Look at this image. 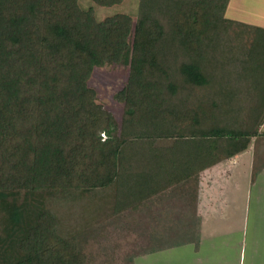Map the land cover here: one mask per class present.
Segmentation results:
<instances>
[{"label":"trees","instance_id":"16d2710c","mask_svg":"<svg viewBox=\"0 0 264 264\" xmlns=\"http://www.w3.org/2000/svg\"><path fill=\"white\" fill-rule=\"evenodd\" d=\"M227 2L139 0L135 18L97 20L77 0H0V264H89L61 227L79 208L139 210L140 255L172 246L197 223L164 208L190 211L201 171L252 146L256 178L264 29L220 17ZM110 65L128 69L120 126L88 84Z\"/></svg>","mask_w":264,"mask_h":264},{"label":"crops","instance_id":"0c3cea01","mask_svg":"<svg viewBox=\"0 0 264 264\" xmlns=\"http://www.w3.org/2000/svg\"><path fill=\"white\" fill-rule=\"evenodd\" d=\"M223 16L264 29V0H228ZM248 151L250 161L242 157ZM252 160L250 146L244 152L201 171L194 203L191 201L192 205H189L191 210L187 212L181 206L164 208L166 212L183 211L182 216L195 219L197 224L194 228L187 229L189 238L179 239L172 246L145 256L157 255L156 264H264V167L252 181ZM237 173L240 177L234 179L235 182L233 178ZM223 183L229 184L231 189L226 191ZM240 186L245 188L241 205L238 196ZM180 199L182 197L179 196ZM182 202L185 203L184 200ZM233 212L242 213L240 225L228 226L227 229L207 227L210 218L234 217ZM218 213L221 216H214Z\"/></svg>","mask_w":264,"mask_h":264},{"label":"rangeland","instance_id":"374dc122","mask_svg":"<svg viewBox=\"0 0 264 264\" xmlns=\"http://www.w3.org/2000/svg\"><path fill=\"white\" fill-rule=\"evenodd\" d=\"M77 1L81 8L85 10L91 8L97 20H103L106 17L119 13L127 14L135 18L139 0H124L121 4L111 7H100L91 0ZM220 17H224L222 11L220 12ZM215 57L218 58L215 54L212 59H215ZM218 67L226 68L227 66L220 62ZM127 76L128 69L126 67L110 65L103 68H96L88 82L89 86L95 88L97 91L99 103L112 113L118 126H120L123 117V105L114 100V95L125 86ZM215 76L216 74L214 77ZM260 130L264 132V123L260 127ZM100 137L102 140L106 138L104 134H101ZM242 157L250 161V152L248 151L244 153ZM239 175L240 173L234 174L235 178H233V180L239 178ZM238 183L240 184L241 182L238 181ZM225 185V190L229 191L231 186L229 184ZM244 189L245 188H241L240 186V194H238L240 205ZM234 197L235 196L232 198ZM64 211L65 210L60 212V216L64 215ZM85 211V209L82 210V208H79V211L77 210L76 214L66 218L67 221L61 219V217L60 219L62 221L61 227L64 224V226L68 228L67 230H77L75 232L77 234L76 236L82 244V251L86 254L87 262L89 264L157 263V255L155 254H150L149 256L140 255V251L147 246V239L145 238V240H143L144 235L141 231V217L139 210H127L120 215L112 216L110 212L102 211L92 217L90 216L91 213ZM226 213L229 214V212ZM233 213L231 214L234 217H230V215L228 217L210 218L207 220L209 221L207 227L209 229H227L228 226H235V224L240 225L242 213ZM214 216H221V213L214 214Z\"/></svg>","mask_w":264,"mask_h":264}]
</instances>
